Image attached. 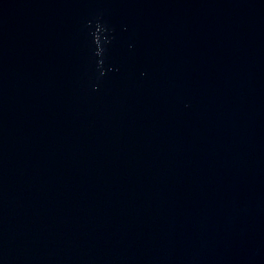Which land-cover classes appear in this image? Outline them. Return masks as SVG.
<instances>
[{
  "label": "water",
  "instance_id": "obj_1",
  "mask_svg": "<svg viewBox=\"0 0 264 264\" xmlns=\"http://www.w3.org/2000/svg\"><path fill=\"white\" fill-rule=\"evenodd\" d=\"M0 264H264V0H0Z\"/></svg>",
  "mask_w": 264,
  "mask_h": 264
}]
</instances>
